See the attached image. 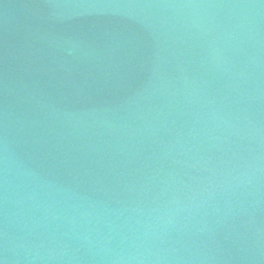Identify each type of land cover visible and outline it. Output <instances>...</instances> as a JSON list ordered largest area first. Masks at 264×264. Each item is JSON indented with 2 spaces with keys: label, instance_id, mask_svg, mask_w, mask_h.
I'll return each mask as SVG.
<instances>
[{
  "label": "water",
  "instance_id": "water-1",
  "mask_svg": "<svg viewBox=\"0 0 264 264\" xmlns=\"http://www.w3.org/2000/svg\"><path fill=\"white\" fill-rule=\"evenodd\" d=\"M3 264H264V0H0Z\"/></svg>",
  "mask_w": 264,
  "mask_h": 264
},
{
  "label": "snow or ice",
  "instance_id": "snow-or-ice-1",
  "mask_svg": "<svg viewBox=\"0 0 264 264\" xmlns=\"http://www.w3.org/2000/svg\"><path fill=\"white\" fill-rule=\"evenodd\" d=\"M0 264H3V261L2 260H0Z\"/></svg>",
  "mask_w": 264,
  "mask_h": 264
}]
</instances>
